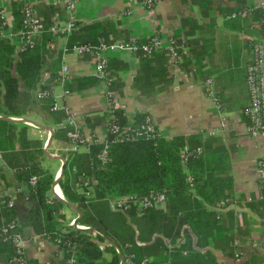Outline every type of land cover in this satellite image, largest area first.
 Segmentation results:
<instances>
[{"label":"crops","instance_id":"1","mask_svg":"<svg viewBox=\"0 0 264 264\" xmlns=\"http://www.w3.org/2000/svg\"><path fill=\"white\" fill-rule=\"evenodd\" d=\"M14 1L20 0H0V16L7 27L4 35L15 39L18 51L21 31L12 32ZM67 1L32 0L31 3L40 9L44 6L63 9L50 19L51 23L63 26L69 18L63 3ZM72 1L80 33L48 43L47 48L54 56L49 70L42 74V83L51 85L56 102L68 107L86 143L71 152L72 144L67 137L70 127L60 120L64 113L46 111L36 100L24 116L5 117L0 113V120L9 118L14 125L28 126V139L42 142L43 151L49 133L19 120L51 128L54 134L48 152L61 158H65L61 154H86L91 143L105 141L108 121L118 114L128 125H133L139 116L148 118L158 135L166 140L182 137L211 142L228 154L226 176L232 180V188L225 193L223 201L204 206L205 238L199 240L201 246L186 225L180 230V238L171 243L157 234L149 236V230L142 224L144 240L139 241L138 231L128 219L127 224L135 230V244L139 248L147 247L143 252L148 253L146 258L153 264H264V178H258L256 172L257 162L264 157V141L248 134L244 114L249 105L246 67L252 59V45L261 40L262 33L253 10L246 19L232 17L237 10H251L260 0H162L152 10L145 9L142 0ZM100 35L112 43L125 37L144 43L156 36L163 45L173 40L178 48L177 56L172 58L164 49L150 56L110 49L105 53L106 78L102 79L96 74L91 55L63 51L79 40L96 42L102 39ZM63 67L68 69L66 85L53 78L61 74ZM208 79L213 82V99L206 94L204 84ZM214 129L218 130L214 136H203ZM47 160L59 163L55 180L60 176L62 162L56 158ZM1 195L9 197L13 205L21 234L20 248L25 256L38 264H60L63 255L58 247L36 235L29 224L27 213L31 204L27 186L16 180L0 155ZM55 195L65 200L59 183L54 191L50 187L49 198ZM93 204L95 209L105 210L100 202ZM108 209L117 212L110 206ZM60 214L64 217L60 220L62 232L75 229L77 213L64 206ZM77 228L89 227L77 223ZM96 236L93 231L92 240L102 251V261L107 262L111 244L98 241ZM156 239L161 244H156ZM187 240L189 250L181 252ZM0 264H6L5 255H0Z\"/></svg>","mask_w":264,"mask_h":264},{"label":"trees","instance_id":"2","mask_svg":"<svg viewBox=\"0 0 264 264\" xmlns=\"http://www.w3.org/2000/svg\"><path fill=\"white\" fill-rule=\"evenodd\" d=\"M31 1L12 2V32L27 30L24 9ZM62 10L34 6L35 14L42 19L44 31L31 45L23 43L19 36L18 51L13 42L15 39L4 35L7 27L0 16V113L5 117L24 116L27 109L34 106L35 100L42 109L51 110L54 104L52 87L42 83V74L49 70L48 65L54 56L47 48L48 43L63 37L52 31L60 25L50 21L55 13L61 14ZM252 14L259 25L261 12L254 10ZM76 26L69 36L80 33L79 23ZM260 29L262 40L264 26L261 25ZM100 38L96 42L79 40L75 45L112 43L105 36L100 35ZM137 54L144 55L142 52ZM53 78L59 83L60 75ZM43 92L48 95L39 97L38 94ZM64 117L60 116V120L63 121ZM114 118L119 126H128L127 120L120 114ZM144 119V116H139L132 127L138 128ZM28 128L1 119L0 155L14 172L16 180L27 186L31 204L27 213L29 224L36 235L58 247L63 255L60 264H119L120 254L132 264L147 260L148 253L143 252L147 247L136 246L135 230L127 224L128 219L138 231L139 241L144 240L142 224L149 230V236L157 234L171 243L180 238V230L186 225L197 236L198 246H201L199 240L205 238L202 221L204 206L223 201L225 193L232 188V180L226 176L229 172L227 152L211 142L193 138L166 140L156 135L153 138L119 141L108 132L105 141L91 143L86 154H61L67 160L59 186L65 200L82 212L78 225L93 229L100 242L105 240L103 235H106L117 244V249L110 246V260L104 262L100 247L92 240L93 231L73 229L62 232L60 220L64 217L60 212L64 205L55 198H49L54 175L42 164L45 158L43 143L28 139ZM197 148L201 149L200 153L195 152ZM185 149L186 154H182ZM103 152L104 159L101 158ZM32 178L35 179L33 183ZM151 194H163L164 206L139 210L137 204L130 202L124 211L111 212L108 209L110 199L133 197L140 200ZM94 202H100L105 210L101 211L100 207L95 209ZM9 203V197L0 196V255H5L6 264H16V247L4 241L2 234L5 226L16 223L15 211ZM138 214L139 217L134 220ZM156 244H161L158 239ZM184 246L180 251L189 250V240ZM149 264L153 263L149 261Z\"/></svg>","mask_w":264,"mask_h":264},{"label":"built area","instance_id":"3","mask_svg":"<svg viewBox=\"0 0 264 264\" xmlns=\"http://www.w3.org/2000/svg\"><path fill=\"white\" fill-rule=\"evenodd\" d=\"M162 0H142V6L147 10H152L157 4ZM66 4L69 18L65 25L58 26L52 31L59 33L63 37H68L74 30H76V24L78 23L74 14V1L68 0L63 2ZM252 10H259L261 12V25L264 26V0H260L258 4L254 5L251 10L240 9L232 13V17L246 18ZM250 11V12H249ZM25 20L27 30L21 32V38L23 43L31 45L33 40L43 33L44 26L42 19L35 14L34 6L30 3L24 9ZM110 49H118L122 51H129L132 53L142 52L146 56H150L157 50L164 49L172 58L177 56V46L173 40H169L166 45H163L160 39L153 36L146 43H141L134 39L129 38L128 40H122L119 42H113L110 45L101 42L98 45L81 44L75 45L71 48L63 49L66 51H73L79 55L89 54L93 57L95 63V70L98 77L104 79L106 78V57L105 53ZM252 59L251 62L246 67L245 81L247 85V90L249 94V105L246 108L244 114L247 118L246 129L248 134L255 139H260L264 141V39L257 40L252 45ZM68 69L63 67L61 69L59 83L65 84L68 81ZM206 94L209 98H214V88L211 79L205 81ZM48 95V93L43 92L38 94L39 97ZM54 99V104L51 108L52 111H61L64 113L63 122L70 127V131L67 133L72 149L71 152H75L78 146L86 143L82 138L79 128L73 118L72 113L68 107L60 105L56 102V96L52 94ZM60 98V97H58ZM218 130L214 129L207 131L203 136L205 138L212 137L216 134ZM108 132L113 134L119 141H133L141 137L153 138L158 135L155 127L152 125L148 118L139 125L138 128H133L132 125L121 127L115 121L114 117H111L108 121ZM186 149L182 151V154H186ZM201 149L197 148L196 153H200ZM105 152L101 154V158L104 159ZM67 160V158H64ZM258 178H264V157L257 162L256 168ZM35 181L32 178V183ZM135 203L138 205L139 210H146L150 208L163 207L165 202V197L163 194H151L148 197L137 200L133 197H124L120 199H110L109 206L113 211H124L126 210L129 203ZM9 206H13L10 200ZM18 226L16 223H11L5 226L2 230V234L5 236L4 241H9L16 247L17 257L14 259L16 264H38L29 260L20 248L21 234L17 231ZM264 248V243H263ZM124 264H132L129 259H126ZM139 264H149L148 260H142Z\"/></svg>","mask_w":264,"mask_h":264},{"label":"water","instance_id":"4","mask_svg":"<svg viewBox=\"0 0 264 264\" xmlns=\"http://www.w3.org/2000/svg\"><path fill=\"white\" fill-rule=\"evenodd\" d=\"M1 119H2V120H6V121H10L9 118H1ZM19 122H22V123H29V124H31V125L37 127V128H40V129H42V130H45V131H47V132L49 133V135H50V136H49V139L47 140V143H46V145H45V147H44V155H45V157H47V158H49V159L56 158V159H59V160L62 162V166H61V169H60V176H59L58 178H55V180H54V182H53V184H52V190L54 191V187L59 183L60 177H61L62 174H63L64 165H65V163H66V160H65L64 158H61V157H54V156H51L50 153L48 152L49 145H50V143H51V141H52V137H53V134H54L53 130H52L51 128H49V127H41V126H39V125H37V124H35V123H31V122H29V121H25V120H19ZM55 199L58 200V201H60L64 206H67V207L73 209V210L77 213L78 217H77V218L75 219V221H74V227H75V229H81V228H77V223H78V220L82 217V212H81L78 208H76L75 206L69 204L68 202H66L65 200L61 199V198H60L59 196H57V195H55ZM83 230L94 231V230L91 229V228H85V229H83ZM103 238H104L107 242H109V243L111 244V246H113V247H115V248L117 249V244H116L115 242H113L108 236L103 235ZM124 262H125V258H124L123 255L120 254V263H119V264H124Z\"/></svg>","mask_w":264,"mask_h":264},{"label":"rangeland","instance_id":"5","mask_svg":"<svg viewBox=\"0 0 264 264\" xmlns=\"http://www.w3.org/2000/svg\"><path fill=\"white\" fill-rule=\"evenodd\" d=\"M42 161L43 166L55 176L57 169H59V163L49 162L46 157Z\"/></svg>","mask_w":264,"mask_h":264}]
</instances>
